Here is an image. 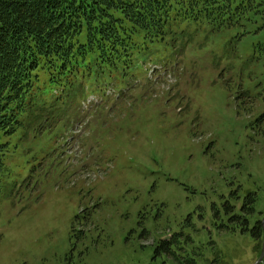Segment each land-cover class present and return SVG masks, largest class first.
<instances>
[{
	"label": "rangeland",
	"instance_id": "rangeland-1",
	"mask_svg": "<svg viewBox=\"0 0 264 264\" xmlns=\"http://www.w3.org/2000/svg\"><path fill=\"white\" fill-rule=\"evenodd\" d=\"M213 8L17 139L0 171V264L257 262L262 238L228 221L264 219V0ZM163 240L173 256L156 253Z\"/></svg>",
	"mask_w": 264,
	"mask_h": 264
},
{
	"label": "trees",
	"instance_id": "trees-1",
	"mask_svg": "<svg viewBox=\"0 0 264 264\" xmlns=\"http://www.w3.org/2000/svg\"><path fill=\"white\" fill-rule=\"evenodd\" d=\"M218 2L203 0L196 10L189 0H0V171L25 130L40 135L50 125L44 109L78 103L85 91L124 76L139 49L165 41L172 12L174 22H206ZM31 109L32 119L42 118L34 130L24 123ZM242 217L228 222L260 241L261 223L249 230ZM169 244L156 253L173 256Z\"/></svg>",
	"mask_w": 264,
	"mask_h": 264
},
{
	"label": "water",
	"instance_id": "water-1",
	"mask_svg": "<svg viewBox=\"0 0 264 264\" xmlns=\"http://www.w3.org/2000/svg\"><path fill=\"white\" fill-rule=\"evenodd\" d=\"M263 257H264V239H263V245H262V250H261L260 257H259V259L257 260V262L255 264H260V262L262 261Z\"/></svg>",
	"mask_w": 264,
	"mask_h": 264
}]
</instances>
